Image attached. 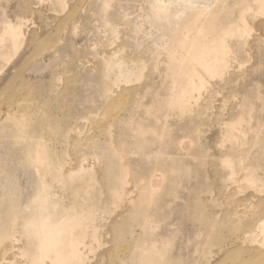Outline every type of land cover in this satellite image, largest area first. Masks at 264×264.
<instances>
[{"label":"rangeland","instance_id":"obj_1","mask_svg":"<svg viewBox=\"0 0 264 264\" xmlns=\"http://www.w3.org/2000/svg\"><path fill=\"white\" fill-rule=\"evenodd\" d=\"M8 22L0 264H38L30 219L74 198L81 264H264V0H0Z\"/></svg>","mask_w":264,"mask_h":264},{"label":"bare ground","instance_id":"obj_2","mask_svg":"<svg viewBox=\"0 0 264 264\" xmlns=\"http://www.w3.org/2000/svg\"><path fill=\"white\" fill-rule=\"evenodd\" d=\"M157 10H158V12L159 11L162 12L163 7L159 6V8ZM157 17L162 18L161 16H157ZM20 23L22 26V22H20ZM5 28L6 29H3L5 32L2 30L4 34L2 35V33H1L2 36L0 37V44L4 43L5 40L10 41L11 44L13 45V46L12 45L11 46L13 47V52H14L15 49H18L17 46H18V42L20 40L19 39L20 35H21L19 25L18 24L12 25L11 23L8 22V25H6ZM203 31H204V29H203ZM16 44H17V46H16ZM20 45H21V43H19V46ZM224 48H225V46L223 44H221L220 40H218V39L214 40L210 45H206V46L195 45L191 49V53L187 54V56L185 57L186 60H184V61L190 62L191 60H193L194 62H199L203 66L204 70H210L211 68H213L215 66V64H217L219 61H222V57L219 55V53L224 51ZM193 72H194V70H193ZM187 74L191 75L192 72H187ZM19 119H23L22 121L19 120V122H18V124L21 125V127H22L21 129H23V127L26 125V119L25 120H24V118H19ZM41 152H42L41 149L37 150V158L38 159H41V157H42ZM34 161H35V159H34ZM70 178H71V176H70ZM48 180L50 182V179H48ZM61 180H62V178H61ZM61 180H60V182H61ZM56 181L58 182V179ZM39 182H41V181H39ZM41 183H43V182H41ZM45 184H47V188H49L48 182ZM41 187H43L42 184H41ZM44 188H46V187H44ZM45 193H46V191H45ZM39 194H41V193L39 192ZM50 194L52 196V199L54 200L55 196L52 195L51 190H50ZM50 194H48V195H50ZM53 194H56V192H54ZM36 198H38V196ZM55 200H56V198H55ZM48 203L50 205L51 201H49ZM263 203H264V200L261 201V205L264 207ZM51 204H53V203H51ZM55 204H57V203H55ZM70 205H71V207H73V209H69V207H68V209L71 211H68L67 213H70V212H72V213L66 214L64 217H62L59 220H55L52 217L53 213H49V214L46 213L45 208H44V210L39 209L36 212V214H34L32 219H30L29 223L31 224V228H32L31 234L33 237L37 238V246H36V254H35L36 256L33 259L38 261V264H81V262L77 261L79 259L80 255L78 256V254H77L78 252L75 251V247L80 246L81 242L79 244L77 241L76 243H78V244L75 245V241L78 238L77 236L81 235L79 233L80 230H78L77 228L81 226L82 217L76 213L77 201L75 200V198L73 200H71ZM55 207H56V205H55ZM90 216H91V214L86 219H88ZM90 221H91V218H90ZM26 225L30 226L28 223ZM257 229L259 230V234L264 235V220L259 222V224L257 225ZM88 234L91 235V233H87V235ZM83 235H81V236H83ZM72 236L74 237V239H73L74 242H71ZM84 236H86V235H84ZM251 236H254V234L252 233ZM76 248H78V247H76ZM76 250L78 251V249H76ZM32 264H35V263L33 262Z\"/></svg>","mask_w":264,"mask_h":264}]
</instances>
